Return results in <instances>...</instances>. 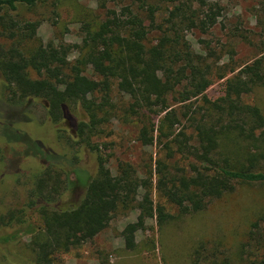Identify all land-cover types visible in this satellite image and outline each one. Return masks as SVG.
I'll return each mask as SVG.
<instances>
[{
	"label": "trees",
	"instance_id": "1",
	"mask_svg": "<svg viewBox=\"0 0 264 264\" xmlns=\"http://www.w3.org/2000/svg\"><path fill=\"white\" fill-rule=\"evenodd\" d=\"M45 1L0 0V75L7 101L20 108L43 101L45 117L67 119L74 128L72 144L91 150L97 149L91 138L98 126L132 118L135 140L143 147L159 145V151L144 173L127 161L112 172L99 159L79 199L64 203L74 183L68 176L73 170L65 171L69 161L45 148L42 134L31 139L34 150L27 147L33 155L26 154L14 173L7 169L1 176L33 166L30 199L25 207L0 215L2 227H18L16 234L4 236L5 243L29 236L24 244L28 264H57L61 255L92 241L120 213L138 211L134 226L125 229L133 234L145 230V221L153 217L164 225L170 218L168 206L197 213L237 185L264 184L263 153L241 159L223 151L230 136L254 147L264 136L261 109L244 100L264 86V0L252 29L244 31L242 23L226 29L231 39L251 45L250 35L263 39L258 55L239 67L210 61L213 50L196 53L187 39L194 28L209 30L218 24L222 7L211 0H110L109 7L108 0H99L100 21L81 22V44L73 61L69 43L61 37L56 44L44 43L34 34L38 22L24 17ZM53 2L59 6L62 0ZM213 79L223 81L215 100L205 95ZM199 97L201 103L194 107ZM71 110L87 120L75 123ZM27 119L42 133L37 122ZM0 160L9 165L12 159L3 158L0 150ZM31 213L37 223L29 221ZM261 223L264 215L250 225L245 264H264Z\"/></svg>",
	"mask_w": 264,
	"mask_h": 264
},
{
	"label": "rangeland",
	"instance_id": "2",
	"mask_svg": "<svg viewBox=\"0 0 264 264\" xmlns=\"http://www.w3.org/2000/svg\"><path fill=\"white\" fill-rule=\"evenodd\" d=\"M211 1L222 7L218 14V24L209 30L200 26L187 32L192 49L202 55L213 50L215 55L210 56L209 60H217L218 65L239 67L251 61L263 47L260 46L262 37L250 35L249 40L254 43L251 45L239 37L231 39L227 36L226 29L236 23H242L244 31L252 29L261 0ZM99 3V0H62L61 5L56 6L53 0H46L25 12L24 17L31 22H38L34 34L44 43L53 41L56 44L61 38L69 43V60L73 61L81 44V22L100 21L103 10ZM110 5L111 2L107 7ZM231 50L234 51L233 55L229 53ZM49 57L50 55H44L46 60ZM222 82L213 79V83L205 91L208 99L215 100L220 96L219 85ZM8 98L9 95L3 91L0 75V150L3 158L12 159L9 165L0 160V215L21 209L28 203L33 187L29 174L34 167L24 169L16 175L8 174L4 178L1 176L7 169L14 173L18 164L24 162L26 154L33 155L28 147L32 151L34 148L28 142L39 138L41 134L45 148L64 155L69 161L65 171H78V175L73 171L68 172L74 183L68 190L66 199H63L64 203L79 199L85 191V179L95 173L99 159L112 172L119 162L127 161L144 173L152 162L151 158L155 161L158 154L159 145L143 147L135 140L136 124L132 118H114L109 123L98 126L91 138L97 149L91 150L72 144L69 137L73 136L74 128L67 119L53 122L45 117L41 108L43 101L32 100L31 105L25 103L20 108L9 103ZM200 99L193 100L194 107L200 105ZM126 100L127 98L124 102ZM244 100L257 105L264 115V86L256 87ZM98 102H102L100 96ZM178 106L173 104L172 107ZM22 110L26 111L27 118L41 126L42 133L37 131ZM71 114L75 123L87 120L78 110H71ZM255 145L256 147L230 136L223 151L231 158L241 159L248 153L264 154V136ZM261 164L264 165V160ZM154 169L155 163L152 171ZM153 192L155 196V191ZM167 213L170 218L164 225L159 226L153 217L145 221V230H137L133 234L125 232V229L127 226H134L138 211L120 213L92 241L61 255L57 264H245L246 251L243 246L247 241L250 225L264 215V184L237 185L232 192L212 200L204 210L197 213L183 214L172 206L167 207ZM28 219L33 223L38 222L35 213H31ZM261 225L264 228V223ZM17 232V226L0 225V264H28L31 257L24 244L29 236L19 235L11 242L3 241L4 236Z\"/></svg>",
	"mask_w": 264,
	"mask_h": 264
}]
</instances>
